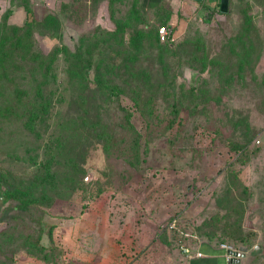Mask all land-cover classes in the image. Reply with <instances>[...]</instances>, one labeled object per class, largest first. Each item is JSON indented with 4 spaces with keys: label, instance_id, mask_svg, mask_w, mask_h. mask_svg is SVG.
<instances>
[{
    "label": "rangeland",
    "instance_id": "obj_1",
    "mask_svg": "<svg viewBox=\"0 0 264 264\" xmlns=\"http://www.w3.org/2000/svg\"><path fill=\"white\" fill-rule=\"evenodd\" d=\"M11 1L0 264H264V0Z\"/></svg>",
    "mask_w": 264,
    "mask_h": 264
},
{
    "label": "trees",
    "instance_id": "obj_2",
    "mask_svg": "<svg viewBox=\"0 0 264 264\" xmlns=\"http://www.w3.org/2000/svg\"><path fill=\"white\" fill-rule=\"evenodd\" d=\"M4 28H5V25H3V30H2V33H1V36H0V48H2L4 46V43L6 42L4 40V38H2V35L4 33ZM140 40H137L140 44H142V41H144V37H143V34H141L139 36ZM138 39V37H137ZM156 40L159 42V39H158V35H157V30H156ZM13 52V51H11ZM7 56V52L0 49V62H3L5 60ZM132 59H134V55L132 56ZM113 61H109L107 63V66L109 68H112L113 67V64L112 63ZM98 67L96 64L92 63L91 60H88L85 62V64H77L76 65V68L78 70L77 71H72L73 69H70L69 71V74H71L70 76L72 77H75L77 79H80V80H87V78L89 77V74H90V70H94L95 73L98 72ZM95 79L97 80L98 78L95 76ZM44 82V81H43ZM97 87L102 91V92H110L111 94H115V91L119 92L118 90V87L117 85L115 84H112L110 82H103V81H100V80H97ZM116 92V93H117ZM46 178V177H45ZM47 178L51 179L50 176H48ZM24 192L21 191L20 189L14 187L13 185H1L0 183V211L2 210V207L8 203L10 200H14V199H17L18 200V203L17 204H14L12 206V209L13 210H19L18 212H20V210H23V209H26L27 206L30 204L31 201L29 200H25V199H22L19 195H23ZM228 236L230 237H233L235 238L236 237V234H240L241 233V230H240V226L239 225H236L235 224H231V225H228L227 226V230L225 231ZM41 235H42V231L39 230L38 231V235L35 239V242L38 244L40 242V238H41ZM239 240H246V238H244L243 236H240L239 235ZM222 243H225V242H222ZM48 262V261H47Z\"/></svg>",
    "mask_w": 264,
    "mask_h": 264
},
{
    "label": "crops",
    "instance_id": "obj_3",
    "mask_svg": "<svg viewBox=\"0 0 264 264\" xmlns=\"http://www.w3.org/2000/svg\"><path fill=\"white\" fill-rule=\"evenodd\" d=\"M5 12H8L6 20L8 19L14 24H21L23 21H25L27 16L26 11L22 6L12 3L11 0H0V36L5 23Z\"/></svg>",
    "mask_w": 264,
    "mask_h": 264
},
{
    "label": "built area",
    "instance_id": "obj_4",
    "mask_svg": "<svg viewBox=\"0 0 264 264\" xmlns=\"http://www.w3.org/2000/svg\"><path fill=\"white\" fill-rule=\"evenodd\" d=\"M157 35H158V39L160 42H166L171 40L170 35H171V29H169L167 26H160L157 27ZM259 142V141H257ZM174 225H172L173 227ZM221 248L223 251H225L226 253V257L230 258L232 255L235 254V250L232 249V247L230 245H227L226 243H221L220 244ZM185 252H188L189 249L188 248H184ZM203 253L202 252H196L194 254V257L199 258L202 257ZM188 257L190 258V256L188 255Z\"/></svg>",
    "mask_w": 264,
    "mask_h": 264
},
{
    "label": "water",
    "instance_id": "obj_5",
    "mask_svg": "<svg viewBox=\"0 0 264 264\" xmlns=\"http://www.w3.org/2000/svg\"><path fill=\"white\" fill-rule=\"evenodd\" d=\"M220 10L222 12H226V10H227V0H221Z\"/></svg>",
    "mask_w": 264,
    "mask_h": 264
}]
</instances>
